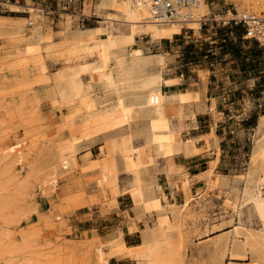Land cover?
Listing matches in <instances>:
<instances>
[{"label":"rangeland","instance_id":"1","mask_svg":"<svg viewBox=\"0 0 264 264\" xmlns=\"http://www.w3.org/2000/svg\"><path fill=\"white\" fill-rule=\"evenodd\" d=\"M124 1L20 0L19 12L11 5L3 11L0 7V15L29 14L26 5L31 2L43 9L37 14L46 20L50 18L54 25L65 18L66 28L71 31L95 27L116 51L103 80H96L94 76L85 80V86L97 98L99 108L89 115H79L69 123L66 118L70 108L61 106L52 92L57 75L64 67L63 57L55 55L53 59L44 40L34 41L37 51L45 54L49 68V74L39 76L35 70L37 53L27 57L18 52L20 46L14 43L17 37L24 35L26 38L22 37V43H26L30 51L32 44L27 38L30 36L0 30V264H98L99 244L109 245L120 239L129 244L121 222L123 216L113 212L117 197L112 194L110 185L103 184L100 178L101 169L108 160L107 131L102 128L104 121L122 114L120 109L106 112V106L110 108L118 98L113 91L117 59L129 57L132 47L139 45V37L153 39V36L143 29L137 35L135 45L120 43V34L129 33L131 28L123 20ZM246 1L207 0L209 13L201 24L178 32L185 30L191 35L197 31L202 35L186 47L183 40H175L173 47L181 46L180 50L174 51V54L180 53L177 60L175 55L159 49L151 52L143 46L145 53L164 54L166 76V72L172 70L183 72L186 68L202 66L210 75L213 90L221 95L220 113L217 114H221L218 134L223 144L222 165L220 172L208 177L206 190L209 186V191L203 196L200 194L199 198L196 195L186 198L187 206L182 209L161 206L148 212L151 219L148 227L160 224L168 232L179 264H264L262 222L251 206L238 207V194L250 166L255 141L262 133L258 125L264 111V47L244 26L220 20L230 10L238 14L247 6H252L247 10L255 9L252 1L248 0L247 5ZM87 2L92 4L88 14L84 10ZM101 9L108 10L99 13ZM255 10H264V6ZM108 14L114 19L112 25L105 20ZM184 51L185 55L181 53ZM52 61L58 62L57 65L52 67ZM140 66L142 76L134 80V86L123 88L122 95L127 102L143 81L158 79L161 68L158 56H146ZM207 74L203 72L202 78L207 80ZM169 80L171 84L183 80V77ZM198 97L200 95L194 98ZM180 110L176 119L179 117L183 121L195 116L191 107ZM213 118L214 113L200 115L204 124L213 123ZM143 125L138 123L133 128L131 143L140 158L143 189L150 194L157 188L159 193L167 195L163 190L169 191L166 176L161 175L158 184L154 170H143L145 147L135 145L137 136H145ZM119 130L127 131L123 125L115 129ZM74 139L79 141L76 154L72 146ZM93 144H99L96 155L91 152ZM10 146L21 147L20 160L15 153L6 154ZM63 159L70 162L67 168ZM254 163L256 166L257 162ZM124 174L123 184L121 173L117 178L122 189L120 193H125L132 185L131 176ZM131 196L141 206L142 202ZM236 228L240 234L235 232ZM250 231L259 234L260 246L251 247L243 241L245 238L247 242L251 240ZM234 241L237 247L230 251ZM165 244L163 239L162 245ZM110 251V248L106 249L107 253ZM136 264H139L138 260Z\"/></svg>","mask_w":264,"mask_h":264},{"label":"bare ground","instance_id":"2","mask_svg":"<svg viewBox=\"0 0 264 264\" xmlns=\"http://www.w3.org/2000/svg\"><path fill=\"white\" fill-rule=\"evenodd\" d=\"M257 7L264 6V0H249ZM154 0H125L123 3V20L130 25V32L120 34V43L127 45H135L137 43V35L144 29L154 37L166 38L178 33L181 29L189 26L198 27L205 15L209 13V3L207 0H200V4L196 8V19L191 22H161L155 18L152 10ZM243 2V1H242ZM248 4V0L246 1ZM243 4V3H242ZM7 5L14 6L15 11H20L22 6L20 2L10 3ZM26 12L33 16L42 8L36 7L29 2L26 5ZM92 4L87 2L85 5L86 13L91 12ZM254 8L256 9V7ZM252 6L243 8L246 11ZM90 8V9H89ZM246 9V10H245ZM254 9V10H255ZM111 14V13H110ZM108 14L105 17L106 22L112 25L114 19ZM29 18V17H28ZM27 17L21 18L26 21ZM7 17L0 15V25ZM103 34L98 32L95 27H83L68 33L64 40L65 44L70 45L64 53V67L57 75L55 87H52V92L58 98L61 106H68L69 114L67 122L72 123L79 115H89L99 108L97 98L94 97L86 88L85 80L90 76H94L96 80H103L107 75V65L116 56V51L112 50L111 45L102 38ZM49 39L50 36H45ZM47 48H51L53 44H46ZM129 57L120 56L117 59L116 67L114 68L113 88L117 95L116 103L110 108L106 106V112L116 110L122 111V114L113 115L110 119L104 121L102 130H106V148H107V163L103 165L100 178L103 184L110 185L112 194L117 197L122 191L117 178L121 171L129 174L132 179V185L125 193H131L138 202L145 204V207L150 210H157L162 206V198L164 196L158 193V189L147 194L143 189V175L140 167L138 152L131 147L133 139V128L138 123H143V131L148 140L155 148L167 157L166 169L170 178L173 191L179 188H189L190 180L188 174L182 173L178 166L177 160L172 153L176 151V144H181L178 149L184 148L187 153L194 150V139L190 138L187 141L182 140L181 128H173L170 117L178 110V104L183 105L191 102L195 97L196 92L178 91L174 93L165 92L164 86L170 84L169 78L164 74V54L145 53V48L142 46H133L130 50ZM155 55L159 58L160 73L157 80L143 81L140 84V89L130 99L125 100L122 95L124 87L134 86L133 82L136 78L142 76L143 68L140 62L145 60L146 56ZM36 58L40 61L35 64V70L39 76L49 74L48 64L45 61V54L39 51ZM135 93V92H134ZM133 93V94H134ZM103 111L105 108H102ZM103 111H99L102 113ZM135 118V120H132ZM140 118V119H136ZM102 122V120H101ZM136 122V123H133ZM123 125L127 131H115ZM264 114L261 116V122L258 125V130L262 133L257 137L254 145V150L250 158V166L245 173L243 186L240 190L238 207L251 206L256 216L262 222V234L264 239ZM79 141L74 139L72 146L75 154ZM15 153L22 157L21 147L10 146L6 154ZM254 162H257L254 166ZM63 164L67 168L70 164L68 159H63ZM174 208L180 209L187 206V202L179 205L172 203ZM237 207V208H238ZM238 211V209L236 210ZM239 212V211H238ZM237 234V228L235 231ZM252 231L249 232L247 242L251 247L260 246L261 240ZM166 241L162 245V240ZM264 242V241H263ZM237 247L236 241L230 246V251ZM264 247V245H263ZM110 248V253L106 249ZM128 256L138 260L139 264H179V259L174 248V244L170 242L168 232L162 228L160 224L150 225L143 230V241L137 245L127 244L123 239L112 244H99L98 246V264H111L113 256ZM162 261V262H161Z\"/></svg>","mask_w":264,"mask_h":264},{"label":"crops","instance_id":"3","mask_svg":"<svg viewBox=\"0 0 264 264\" xmlns=\"http://www.w3.org/2000/svg\"><path fill=\"white\" fill-rule=\"evenodd\" d=\"M106 10L108 9H101L98 12L102 13ZM1 16L7 17V20H3L2 24L0 25L1 31L14 35H17L18 33L20 34L21 32L30 36L27 37L28 41L32 44L30 45L32 47V50L30 51L28 48H26V43H22V37H25L24 35L20 36L21 38L17 37L14 41L17 46H20L18 52L26 55L27 57L38 53V48H36V44L34 45L33 42L39 38L44 40L46 44H53V46L49 49L47 48L46 44L44 45L48 49V52L52 55L53 59L55 58V55L64 57V53L70 47V45H67L64 42L68 36V33H72L71 30L66 28L65 23L67 22L64 23L65 18L61 20V23L59 22L58 24L54 25L50 18L46 20V18L40 17L38 14L33 16H30V14H6ZM23 17L29 18L26 21H23L21 20ZM200 35H202L201 32L199 33L195 31L193 34L189 35L185 33V30H183L181 33L175 34L172 38L163 39L154 37L152 35V39L150 36H142L139 37L138 44L142 47L144 46L148 50H151V52H153L152 49H159L158 51H164L166 54L170 53L171 55H175L177 60L178 56H180V53L177 52L174 54V51L176 49L180 50L181 46L177 44L174 48V45H172L173 42L175 40H183L182 44H184V47H186L189 43H191V41H198ZM45 36H50V38L45 39ZM170 46L171 48L168 49ZM181 53L185 55V51ZM39 61V59H35L36 63ZM57 63L52 61V67L56 66ZM179 67L181 66H178L177 68ZM177 72H175V70L166 72L169 79L179 78L182 76L183 80L165 85V92L176 93L182 90H193L196 92L195 97L200 95L198 98L193 97L189 103L183 105L178 104V111L170 117L172 127L181 128L183 142L189 140L190 138L194 139V150H192V152L187 153L184 148L178 149L179 147L184 146H181V144H176L174 146L176 151L172 153L177 160L180 171L182 173L188 174V178L190 180L189 188H179L174 192L172 185L169 184V176L166 169L168 156L165 153L157 150L152 143L148 142L146 136H137L135 138V145L137 147H145L143 152V160L146 163L143 166V170L146 168L154 170L157 174L158 184H160L161 175H165L167 178L169 191H166L163 188L167 195L158 192L160 195L164 196L162 198V206L167 207V209L172 207L173 202L181 205L182 201H187L186 198H191L194 195H196V198H199L200 194L203 196L205 192L209 191V186L206 190V186L208 185V177H211L212 174H217V172H220L219 168L222 165L223 156V144L218 134V121L221 119V114H217L220 113L219 105L221 103V95H219L216 90H213L212 80L210 79V75L207 74L208 71L203 69L202 66L198 65L196 67L186 68L183 72L180 70H177ZM203 72H206L207 80L202 78L201 75ZM199 98L200 100H198ZM183 107H191L195 113V116H191L190 118H187L183 121H181L179 117L176 119L177 115L181 114L180 109ZM206 113H214L213 123L204 124L202 121H200V115ZM187 133L189 134L188 137H186ZM97 147H99V144H93L90 147L92 155H96L95 151ZM213 168L214 171L211 172ZM120 173L122 180L121 184H123V178L125 174L124 171H121ZM220 175L224 174L220 173ZM127 198H129V201H127ZM150 211L156 210L147 209L144 203H142L141 206H138L130 194H125L123 192L118 194L117 202L114 205L113 212H117L118 215L123 216L121 222L124 224L123 230L125 233V240L129 244L137 245L143 241V230L148 227L150 224L149 221H151L150 213H148ZM132 225L135 226L134 229L131 228ZM136 262L137 260L133 257H121L116 255L111 258L112 264H136Z\"/></svg>","mask_w":264,"mask_h":264},{"label":"built area","instance_id":"4","mask_svg":"<svg viewBox=\"0 0 264 264\" xmlns=\"http://www.w3.org/2000/svg\"><path fill=\"white\" fill-rule=\"evenodd\" d=\"M18 1L20 0L0 1L1 11L8 9L7 4ZM199 4L200 0H154L152 10L155 18L161 22H191L196 19L195 11ZM220 20L244 26L264 47V10L251 9L238 14L230 10L227 15L221 16Z\"/></svg>","mask_w":264,"mask_h":264},{"label":"trees","instance_id":"5","mask_svg":"<svg viewBox=\"0 0 264 264\" xmlns=\"http://www.w3.org/2000/svg\"><path fill=\"white\" fill-rule=\"evenodd\" d=\"M262 114H264V111L262 112ZM254 117H257V115H254Z\"/></svg>","mask_w":264,"mask_h":264}]
</instances>
